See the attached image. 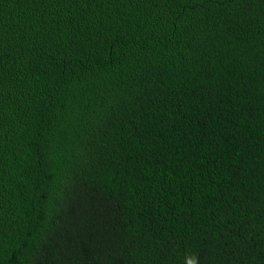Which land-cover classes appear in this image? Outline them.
<instances>
[{
	"label": "trees",
	"instance_id": "16d2710c",
	"mask_svg": "<svg viewBox=\"0 0 264 264\" xmlns=\"http://www.w3.org/2000/svg\"><path fill=\"white\" fill-rule=\"evenodd\" d=\"M264 264V0H0V264Z\"/></svg>",
	"mask_w": 264,
	"mask_h": 264
},
{
	"label": "clouds",
	"instance_id": "9594fccd",
	"mask_svg": "<svg viewBox=\"0 0 264 264\" xmlns=\"http://www.w3.org/2000/svg\"><path fill=\"white\" fill-rule=\"evenodd\" d=\"M187 264H198L197 258H195V257L188 258Z\"/></svg>",
	"mask_w": 264,
	"mask_h": 264
}]
</instances>
